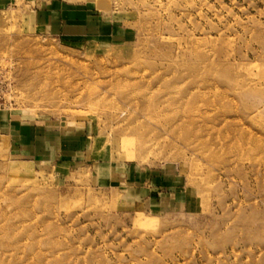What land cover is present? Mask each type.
<instances>
[{
    "label": "rangeland",
    "instance_id": "1",
    "mask_svg": "<svg viewBox=\"0 0 264 264\" xmlns=\"http://www.w3.org/2000/svg\"><path fill=\"white\" fill-rule=\"evenodd\" d=\"M47 2L83 27L0 11L3 234L36 264H264V0Z\"/></svg>",
    "mask_w": 264,
    "mask_h": 264
},
{
    "label": "crops",
    "instance_id": "2",
    "mask_svg": "<svg viewBox=\"0 0 264 264\" xmlns=\"http://www.w3.org/2000/svg\"><path fill=\"white\" fill-rule=\"evenodd\" d=\"M20 1L29 0H0V11L13 7ZM33 1V0H32ZM42 6L34 10L38 25L40 27H51L56 24L55 29L68 31L69 29H81L83 24H80L75 15H78V11L74 8L61 5L58 2H47L48 0H34ZM81 12V11H80Z\"/></svg>",
    "mask_w": 264,
    "mask_h": 264
},
{
    "label": "bare ground",
    "instance_id": "3",
    "mask_svg": "<svg viewBox=\"0 0 264 264\" xmlns=\"http://www.w3.org/2000/svg\"><path fill=\"white\" fill-rule=\"evenodd\" d=\"M4 19H5V16H0V22H2V21H4ZM118 89V88H117ZM116 89V90H117ZM118 90H120V89H118ZM150 105H153V104H150ZM121 113L122 112H120V114H118V115H121ZM130 119V118H129ZM141 144H140V146H139V148H141V149H138V150H136V152L134 153L135 154V156H139V157H142L143 156V154H144V146L146 145L145 143H143V142H140ZM146 143L148 144V142L146 141ZM138 145H139V143H138ZM137 145V146H138ZM1 218V217H0ZM1 220V219H0ZM5 226H1L0 225V234H1V239H5V242L1 245V241H0V246H2L1 248L2 249H0V257H2L1 259H0V264L5 260V258H6V256H9V257H14V256H16V254L17 253H19V252H22V255L25 257V262H27V263H25V264H36L37 262H34V261H32V259L30 258V257H32L31 255H30V257L29 256H27V255H25V253H24V251L22 250H20V243H19V239L15 236V235H10L9 233H7V234H3L4 233V230H5ZM8 229V228H7ZM6 231V230H5ZM8 231H9V229H8ZM0 239V240H1ZM35 239V238H34ZM33 239V240H34ZM26 240L28 241V239L26 238ZM3 242V241H2ZM32 242V241H31ZM29 243V242H28ZM34 243V242H33ZM32 243V244H33ZM37 244H38V242H37ZM36 247V245L34 246V245H32L31 246V248H35ZM30 248V249H31ZM35 250V249H34ZM36 250H38V249H36ZM36 250H35V252H36ZM18 251V252H17ZM30 251H32V250H30ZM30 251H29V253H30ZM32 253V252H31ZM38 253V252H37ZM52 253V252H51ZM27 254V253H26ZM39 254V253H38ZM37 254V255H38ZM42 254V253H41ZM46 254V253H45ZM53 254H54V252H53ZM21 255V256H22ZM36 255V254H35ZM34 255V256H35ZM36 255V256H37ZM51 255V254H50ZM35 256V257H36ZM40 256H42V255H40ZM45 256V255H44ZM39 257V256H38ZM21 258H23V257H21ZM37 258V257H36ZM35 258V259H36ZM46 258V257H45ZM42 259H44V258H41V260ZM18 260H19V258H18ZM52 261V260H51ZM11 262V261H10ZM38 262H40V261H38ZM43 262H45V259H44V261H42V263ZM50 262V261H49ZM24 263V262H23ZM41 263V262H40ZM41 263V264H42ZM47 263V262H46ZM45 263V264H46ZM51 263H53V262H51ZM2 264H4V263H2ZM48 264V263H47Z\"/></svg>",
    "mask_w": 264,
    "mask_h": 264
}]
</instances>
